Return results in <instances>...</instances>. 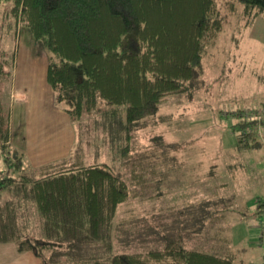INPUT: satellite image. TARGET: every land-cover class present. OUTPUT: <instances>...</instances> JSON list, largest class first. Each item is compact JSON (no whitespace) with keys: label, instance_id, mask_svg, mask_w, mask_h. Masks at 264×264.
<instances>
[{"label":"trees","instance_id":"trees-1","mask_svg":"<svg viewBox=\"0 0 264 264\" xmlns=\"http://www.w3.org/2000/svg\"><path fill=\"white\" fill-rule=\"evenodd\" d=\"M239 1L246 15L264 12V0ZM223 24L217 0H0V147L9 167L0 174V189L10 193L0 197V242L14 241L43 264H234L231 248L199 246L211 235L214 245L224 240V234L209 235L214 219L206 229L201 209L169 221L150 213L115 223L136 180L120 164L88 160L83 147L90 127L127 157L139 120L185 92L186 82L202 79L206 48ZM19 25L48 49L46 80L77 131L68 155L32 170L23 151L9 144L10 94L3 88L15 56L5 39ZM235 115L237 145H259L264 109ZM226 199H214L220 218ZM258 207L261 215L264 197Z\"/></svg>","mask_w":264,"mask_h":264},{"label":"rangeland","instance_id":"rangeland-1","mask_svg":"<svg viewBox=\"0 0 264 264\" xmlns=\"http://www.w3.org/2000/svg\"><path fill=\"white\" fill-rule=\"evenodd\" d=\"M217 5L224 24L206 48L202 79L186 82L185 92L171 94L157 111L139 120L127 157L120 158L121 145L102 144L103 131L90 127L83 147L88 160L120 164L136 180L116 219L160 213L169 221L173 216L197 215L201 209L206 229L214 219L209 235L224 234V240L214 245L211 235L198 243L200 247L209 251L229 247L236 253L234 264H262L264 213L257 210L264 197V128L258 134L260 144L246 148L237 145L232 123L239 111L264 109V12L246 15L239 0H217ZM22 28L19 25L17 34L5 39L8 55L15 53L12 76L3 87L6 97L18 68L16 56L28 53L33 45V36L24 35ZM35 43L31 53H47L49 59L46 46ZM4 165L0 150V168L6 171ZM135 171L136 176L131 174ZM226 197L229 208L220 218L222 211L214 199Z\"/></svg>","mask_w":264,"mask_h":264},{"label":"crops","instance_id":"crops-1","mask_svg":"<svg viewBox=\"0 0 264 264\" xmlns=\"http://www.w3.org/2000/svg\"><path fill=\"white\" fill-rule=\"evenodd\" d=\"M22 27L24 35L27 36L28 33L32 35L26 26L22 25ZM34 38L33 36V45L28 53H18L16 56L18 68H15V80L10 89L9 144L23 151L27 160V170L68 155L77 141L76 127L68 111L58 105L54 89L46 80L48 54L31 53L32 48L37 45ZM0 150L4 159V151L1 147ZM4 166L7 171L6 162ZM1 168L0 174L5 173L6 171ZM1 194L10 195L8 189H0V197ZM114 221L117 223L121 220L115 217ZM33 222L35 224V221ZM0 264H43V262L33 251L19 250L16 243L10 240L0 242Z\"/></svg>","mask_w":264,"mask_h":264}]
</instances>
